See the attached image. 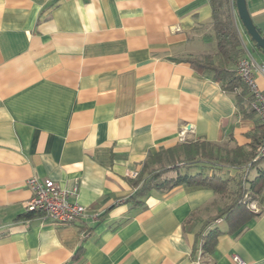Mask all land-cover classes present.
Returning a JSON list of instances; mask_svg holds the SVG:
<instances>
[{
    "label": "crops",
    "instance_id": "1",
    "mask_svg": "<svg viewBox=\"0 0 264 264\" xmlns=\"http://www.w3.org/2000/svg\"><path fill=\"white\" fill-rule=\"evenodd\" d=\"M247 4L264 34V0ZM212 14L210 0H0V264H66L79 248L74 264H264V196L242 231L213 222V253L198 235L217 211L211 188L128 201L149 154L184 127L186 141L247 147L261 124L181 60L217 52ZM236 24L245 57L264 63ZM32 177L77 189L84 217H28Z\"/></svg>",
    "mask_w": 264,
    "mask_h": 264
},
{
    "label": "trees",
    "instance_id": "2",
    "mask_svg": "<svg viewBox=\"0 0 264 264\" xmlns=\"http://www.w3.org/2000/svg\"><path fill=\"white\" fill-rule=\"evenodd\" d=\"M210 3L217 52L188 56L181 60L190 62L198 72L210 76L224 90L235 94L236 104L243 116L252 117L255 114L251 107L252 97L236 69L239 60L246 55L236 24V0H210ZM258 49L262 52V49ZM250 136L252 141L249 146L234 144L225 151L219 144L203 139L185 140L174 147L150 153L142 171L131 180L135 191L128 201L134 207L142 208L146 205L145 197L152 190L162 192L181 184L211 188L217 195L227 199L222 206L216 204L217 211L198 233L203 250L213 253L218 237L223 233L219 226H211L213 222L223 218L229 226L228 230L242 231L247 222L258 214L250 207L251 202H259L264 196V155L258 156L257 152L264 137L262 123H258ZM224 168H234L239 172L235 175L223 174ZM253 168L257 169V175L249 180L248 175ZM170 172L173 174L168 175ZM232 183L235 184L233 189ZM37 214L40 212H27L26 215L33 217ZM80 252L81 248L66 264L78 261Z\"/></svg>",
    "mask_w": 264,
    "mask_h": 264
},
{
    "label": "built area",
    "instance_id": "3",
    "mask_svg": "<svg viewBox=\"0 0 264 264\" xmlns=\"http://www.w3.org/2000/svg\"><path fill=\"white\" fill-rule=\"evenodd\" d=\"M237 73L248 86L252 97L251 107L260 118L264 127V88L261 87L256 79V69L264 76V63L256 64L248 57L239 60ZM187 128L184 127L180 134V140H186ZM258 156L264 155V137L257 150ZM33 190V196L26 205L27 212H40L46 218L53 220L58 224H69L76 222L84 217L85 208L78 201L73 200L77 189L69 191L62 189L52 179L40 180L32 177L28 180ZM250 207L258 211V205L255 201L251 202ZM240 264H247L239 256L234 257Z\"/></svg>",
    "mask_w": 264,
    "mask_h": 264
},
{
    "label": "water",
    "instance_id": "4",
    "mask_svg": "<svg viewBox=\"0 0 264 264\" xmlns=\"http://www.w3.org/2000/svg\"><path fill=\"white\" fill-rule=\"evenodd\" d=\"M238 16L247 32L256 46L262 49L264 53V34L261 29L255 24L248 8L247 0H236Z\"/></svg>",
    "mask_w": 264,
    "mask_h": 264
},
{
    "label": "rangeland",
    "instance_id": "5",
    "mask_svg": "<svg viewBox=\"0 0 264 264\" xmlns=\"http://www.w3.org/2000/svg\"><path fill=\"white\" fill-rule=\"evenodd\" d=\"M220 146H221V149H222V151H225V149H227V148H231L232 146H233V144H225V143H222V144H220ZM195 169H197V168H195ZM194 169V170H195ZM239 171L237 170V169H234V168H224V172H223V174H227V175H235V174H237ZM173 173L172 172H170V173H168V175H172ZM257 175V169L256 168H253L251 171H250V173H249V175H248V179L249 180H252L255 176ZM231 186H232V189L235 187V184L234 183H232L231 184ZM227 202V199H225V198H222L220 195H217V197H216V201H215V203H214V206L216 205V204H218L219 206L221 205H223V204H225ZM214 208V207H213ZM216 211H214V213H215Z\"/></svg>",
    "mask_w": 264,
    "mask_h": 264
}]
</instances>
